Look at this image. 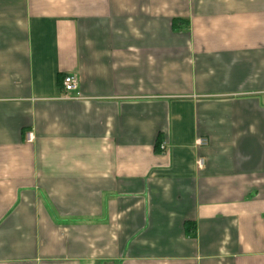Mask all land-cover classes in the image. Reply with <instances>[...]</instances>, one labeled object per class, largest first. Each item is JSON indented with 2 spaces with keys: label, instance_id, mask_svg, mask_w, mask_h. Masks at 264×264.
I'll return each mask as SVG.
<instances>
[{
  "label": "crops",
  "instance_id": "0c3cea01",
  "mask_svg": "<svg viewBox=\"0 0 264 264\" xmlns=\"http://www.w3.org/2000/svg\"><path fill=\"white\" fill-rule=\"evenodd\" d=\"M0 264H264V0H0Z\"/></svg>",
  "mask_w": 264,
  "mask_h": 264
},
{
  "label": "built area",
  "instance_id": "2783aa9c",
  "mask_svg": "<svg viewBox=\"0 0 264 264\" xmlns=\"http://www.w3.org/2000/svg\"><path fill=\"white\" fill-rule=\"evenodd\" d=\"M62 88L66 94H72V93L76 92V95H78V91H77L78 90V81H77L76 77L73 75L65 76L62 80ZM26 140L28 143H31L34 140L33 135L31 133L27 134ZM198 144L204 145L205 142L200 140V141H198ZM198 165L201 167L202 161H199Z\"/></svg>",
  "mask_w": 264,
  "mask_h": 264
}]
</instances>
